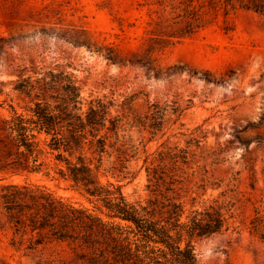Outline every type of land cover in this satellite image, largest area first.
Returning a JSON list of instances; mask_svg holds the SVG:
<instances>
[{
  "label": "rangeland",
  "instance_id": "obj_1",
  "mask_svg": "<svg viewBox=\"0 0 264 264\" xmlns=\"http://www.w3.org/2000/svg\"><path fill=\"white\" fill-rule=\"evenodd\" d=\"M155 0H0V101L21 110L33 96L17 90V79L48 69L64 70L84 99L105 94L113 113H124L120 135L137 152L122 171L118 153L105 155V175L131 200L150 195L143 159L161 143L187 147L189 162L168 192L185 212L218 197L232 202V226L194 239L200 264H264V243L250 232L258 208L264 214V15L243 8L207 14L211 21L152 53L153 69L113 62L153 43ZM158 71V73H156ZM157 101L165 120L154 134L130 126ZM178 110L173 112L172 107ZM206 136L188 145L195 127ZM114 141V136L110 137ZM116 166V167H113ZM14 182L43 185L54 194L90 206L70 182L54 173L14 175ZM0 264H37L0 235Z\"/></svg>",
  "mask_w": 264,
  "mask_h": 264
},
{
  "label": "trees",
  "instance_id": "obj_2",
  "mask_svg": "<svg viewBox=\"0 0 264 264\" xmlns=\"http://www.w3.org/2000/svg\"><path fill=\"white\" fill-rule=\"evenodd\" d=\"M157 32L143 51L128 58L109 50L113 62L153 69L152 53L188 36L211 21L218 8H236L264 15V0H155ZM158 73V71H156ZM14 87L28 96L21 110L0 101V235L37 264H200L194 239L222 233L232 226V202L213 197L185 212L168 192L189 162L187 147L161 143L146 153L143 164L150 195L131 200L105 175V155L118 153L122 171L137 152L131 137L120 135L128 122L113 113L114 99L105 94L84 99L74 79L52 69L16 80ZM178 106L172 107L175 112ZM166 107L157 101L130 121L154 134L165 120ZM114 136V141L110 137ZM206 136L195 127L186 142ZM54 173L70 182L90 204L54 194L43 185L6 181L14 175ZM250 232L264 243V214L258 208L249 220Z\"/></svg>",
  "mask_w": 264,
  "mask_h": 264
}]
</instances>
